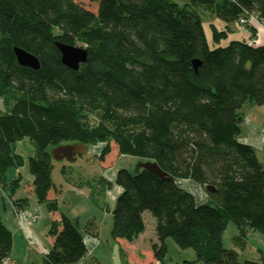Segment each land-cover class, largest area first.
<instances>
[{"label":"trees","instance_id":"obj_1","mask_svg":"<svg viewBox=\"0 0 264 264\" xmlns=\"http://www.w3.org/2000/svg\"><path fill=\"white\" fill-rule=\"evenodd\" d=\"M200 9L227 25H211L215 45L246 13L264 23V0H0V98L12 100L0 111V186L16 192L21 179L8 182L7 174L25 160L14 146L31 140L34 181L26 190L53 215L42 264H79L87 255L78 221L55 215L52 152L64 143L101 144L103 162L132 156L168 175L118 171L114 242L133 243L149 212L158 238L153 259L161 264L168 239L204 264H259L240 262L222 238L229 221L242 237H264V167L255 149L239 142L244 106H264V44L233 40L212 50ZM57 43L83 45L87 62L67 68ZM17 47L41 70L19 66ZM180 181L198 184L209 201L199 205ZM12 250L0 215V264Z\"/></svg>","mask_w":264,"mask_h":264},{"label":"rangeland","instance_id":"obj_2","mask_svg":"<svg viewBox=\"0 0 264 264\" xmlns=\"http://www.w3.org/2000/svg\"><path fill=\"white\" fill-rule=\"evenodd\" d=\"M180 3V0H175ZM217 4L223 5L224 0H216ZM203 17V16H202ZM210 17V16H208ZM221 21L216 13L207 19L203 17V25L209 47L213 50L218 47H223L231 41L238 38L243 40L240 36L243 35L240 25L237 23L231 24V32L228 38L223 39L219 45H215L211 32V24L221 28ZM76 47L84 48L83 45L77 44ZM7 105H12V100L8 95L0 98V111L5 112ZM72 143H64L63 146H70ZM34 144L29 139H24L14 146L16 152L21 154L25 160V165L18 170L22 175L18 187L17 197L32 196L28 202V211L21 212L18 215V223L22 224L23 232L16 234V249L15 259L18 264H39L40 254L50 247L49 230L53 222V215L46 204H39L33 196L26 190L27 185L31 184L32 175L29 170L28 161L34 152ZM102 145L98 144L89 147V153L78 155L75 158L64 159L58 161L53 158V182L57 189L63 190L58 194L57 213H63L72 219H76L79 223L81 233L96 226L101 232V241L103 249L98 254L87 260L85 264H97L96 260L100 253L106 254V261L108 264L112 262L115 246L112 245L113 238L111 231L113 226V211L116 206L117 198L119 197L118 187L115 184L116 175L120 170H128L132 174H137L142 169L145 161L132 156L119 155L116 158L113 155L107 158L106 161L100 159V151ZM15 169H10L7 177L10 179L13 176ZM18 176V175H16ZM19 178V176L17 177ZM190 188L194 191L197 202L201 201L207 194L205 190L198 188L199 185L194 182H189ZM6 196H10L7 192ZM9 205V202H8ZM38 217V221L33 223L31 221L33 216ZM12 217V214H10ZM152 219H154L149 212L146 214V225L148 230H153ZM34 233V235H33ZM242 239V240H241ZM222 243L225 249L234 250L237 252L239 261H255L259 264H264V237L259 232L249 231V234L242 237V232L231 221H229L226 231L223 234ZM167 264H204L196 261L195 252L191 249L182 250L173 239L167 240ZM37 254H36V252ZM27 256V257H25ZM35 257L38 261H33L31 258ZM105 262V261H104ZM106 263V262H105ZM107 264V263H106Z\"/></svg>","mask_w":264,"mask_h":264},{"label":"crops","instance_id":"obj_3","mask_svg":"<svg viewBox=\"0 0 264 264\" xmlns=\"http://www.w3.org/2000/svg\"><path fill=\"white\" fill-rule=\"evenodd\" d=\"M181 2L179 3L180 5L186 4L189 0H180ZM201 16L209 19L214 11H208V10H199ZM210 16V17H208ZM202 17V19H203ZM238 24V23H237ZM213 25V24H211ZM239 25V24H238ZM230 28V25L228 26ZM217 28V27H216ZM221 28L226 29L227 25L225 23H221ZM219 30V28H217ZM242 32L244 34L241 35L240 37L243 38V40H240L238 38H234L237 41H244L248 44H252L253 42L260 40L261 45L264 44V31L260 26L254 27L257 31L256 37H253L250 31H248L246 28L241 27ZM231 31V29H230ZM242 115H243V123L241 125V134L239 136V142L245 145H249L253 147L256 151L257 157L261 164L264 167V106L263 107H257L254 106L253 104H247L244 106L242 110ZM35 148V147H34ZM16 152V151H15ZM18 155L22 156L18 152H16ZM35 149L32 154V156L29 158H33L35 156ZM64 154L61 153L59 157H63ZM23 157V156H22ZM63 161V160H62ZM19 169H15L13 171L14 175L11 176V178H8V182H12L15 179H18L17 177L21 179L22 175L19 174L18 172ZM18 175V176H16ZM34 181V178L32 176L31 182ZM185 182H191V181H185ZM180 184V183H179ZM181 185V184H180ZM200 187V186H199ZM185 190H187L190 194H192L194 197V191L189 187H183ZM202 191L203 188H198ZM8 190V191H7ZM4 189L0 186V215L2 218V222L4 226L12 233L13 236V250L11 257L16 261L15 259V252L17 251L16 249V234H20L21 232L24 233L23 231V226L22 224H19L17 219L18 215L21 214V212L28 211V202L32 198V196H27V197H17V192L16 190L15 193H11L10 189ZM10 191V192H9ZM63 190H59V192H62ZM118 193L121 194V189L118 188ZM7 192L10 193V196H6ZM203 192V191H202ZM206 193V192H205ZM35 199L37 200L36 196L33 195ZM26 200V201H24ZM58 200V197H57ZM38 201V200H37ZM209 201L208 195H206L201 201L197 202L199 205L205 204L206 202ZM9 202V205H8ZM26 202V203H25ZM38 203V202H37ZM10 214H12V217H10ZM146 214H144V222L146 219ZM36 216V215H35ZM67 216V215H66ZM69 217V216H68ZM72 219L71 217H69ZM76 220V219H72ZM36 223V222H35ZM152 225H153V230H148L146 222H145V232L140 235L133 243L128 244L123 241H117L113 242V246H118L120 250V256L122 260V264H161L153 259V250L152 247L155 244H158V238L156 235V221L155 219H152ZM251 232V231H250ZM101 232L96 226L92 230H86L82 233L83 238H84V243L87 248V255L85 259L79 263V264H85L87 260L91 257H94L95 254H98V252L103 249L102 246V241H101ZM249 232L247 233V235ZM34 235V233H33ZM47 250V248H45ZM36 252V251H35ZM37 254V252H36ZM40 256V263H43V258H42V253L39 255ZM27 257V256H25ZM97 257L96 263L97 264H108L106 261V254L103 252L100 253ZM33 261H38L36 260L35 257L31 258ZM106 263H105V262ZM17 262V261H16ZM112 262H110L111 264ZM18 264V263H17ZM33 264V263H32Z\"/></svg>","mask_w":264,"mask_h":264},{"label":"water","instance_id":"obj_4","mask_svg":"<svg viewBox=\"0 0 264 264\" xmlns=\"http://www.w3.org/2000/svg\"><path fill=\"white\" fill-rule=\"evenodd\" d=\"M57 47L62 55V63L67 68L71 70L77 71L81 64L86 63L88 60V52L85 49L70 46V45H63L57 43ZM14 53L17 59L19 66L23 68H28L34 71L41 70V64L39 60L27 53L25 50L21 48H14ZM198 62L194 63L195 68L198 66ZM63 153V157H59V155ZM89 153V147L83 145H70V146H62L57 148L52 152V157L58 161H62L64 159H72L78 155H84ZM142 169L148 170L158 176L159 178L165 179L168 178V175L162 171V169L155 163L147 162L142 165ZM113 264H122L120 250L119 247L116 245L114 248V255H113Z\"/></svg>","mask_w":264,"mask_h":264},{"label":"built area","instance_id":"obj_5","mask_svg":"<svg viewBox=\"0 0 264 264\" xmlns=\"http://www.w3.org/2000/svg\"><path fill=\"white\" fill-rule=\"evenodd\" d=\"M240 25L242 26V27H244V28H246V29H248V27L250 26V27H256V26H260L262 29H263V31H264V23H262L258 18H257V16H255V15H251V14H248V13H246L241 19H240ZM255 43V45H260L261 43H260V40H257V41H255V42H253L252 44H254ZM31 221L33 222V223H35V222H37L38 221V217L37 216H33L32 217V219H31ZM47 252V250H44L43 252H42V256L45 254ZM1 264H17V262L12 258V257H8V258H6V259H4L3 261H2V263Z\"/></svg>","mask_w":264,"mask_h":264},{"label":"bare ground","instance_id":"obj_6","mask_svg":"<svg viewBox=\"0 0 264 264\" xmlns=\"http://www.w3.org/2000/svg\"><path fill=\"white\" fill-rule=\"evenodd\" d=\"M181 184L182 187H189V184L188 182H185V181H180L179 182Z\"/></svg>","mask_w":264,"mask_h":264}]
</instances>
